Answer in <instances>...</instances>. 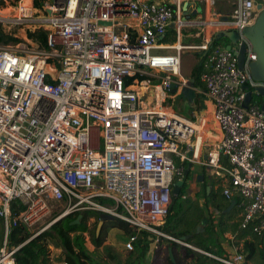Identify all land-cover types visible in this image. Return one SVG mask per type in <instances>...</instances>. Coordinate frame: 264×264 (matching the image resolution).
<instances>
[{
    "label": "built area",
    "instance_id": "1",
    "mask_svg": "<svg viewBox=\"0 0 264 264\" xmlns=\"http://www.w3.org/2000/svg\"><path fill=\"white\" fill-rule=\"evenodd\" d=\"M21 1L13 23L46 29L49 49L0 46V264H16L17 247L7 245L11 226L23 225L34 237L84 211L128 223L135 230L124 242L128 251L141 231L174 239L159 228L174 181L184 177L173 156L191 162L205 142L198 122L171 114L163 98L159 106L145 104L140 89L159 86L164 96L173 84L189 86L180 76L183 49L202 54L199 82L220 132L199 164L224 180L226 198L240 197V227L264 230V107L255 90L264 81L250 74L256 54L242 33L262 0H229L232 11L221 20L238 33L236 46H246L242 68L233 51L212 39L162 43L171 22L180 37L182 5L197 0H45L50 14L43 17L32 15L34 0L29 7ZM218 259L242 264L243 256L235 249Z\"/></svg>",
    "mask_w": 264,
    "mask_h": 264
},
{
    "label": "trees",
    "instance_id": "2",
    "mask_svg": "<svg viewBox=\"0 0 264 264\" xmlns=\"http://www.w3.org/2000/svg\"><path fill=\"white\" fill-rule=\"evenodd\" d=\"M44 1L45 0H34V6H40L41 11L46 14L44 8L41 7ZM0 2L3 1L0 0ZM17 2L18 0L12 1L14 6L17 5ZM20 25L21 24H13L12 28L7 29L3 23L0 22V41H2L3 37L16 36L19 28H21ZM25 33L27 40L31 43L44 50L49 49L47 45V31L45 29H26ZM202 40L199 34V38H197L195 42L200 43ZM161 41L166 44L175 42V27L168 26ZM228 42V38L222 33H217L212 38V44L215 46H226ZM48 61L51 62V58H48ZM200 70L201 65L196 66L193 72L197 81L199 79ZM137 78L143 79L144 75L138 74ZM131 81L132 78L125 79L126 83H131ZM159 81L158 79H154L153 83L158 84ZM188 162L187 160L181 162L177 158L175 161L177 165L182 164L184 166V171L186 169L188 170V174L183 177L185 180L184 185L180 188L177 195L181 196V200H184L183 196L186 195V181L187 178L190 177ZM214 179V184H217L219 187V192H215L211 188L208 189L204 184L200 191L195 193L194 200H190L187 207L183 210L178 208L174 213H172V208L175 196L173 194L171 195L168 219L161 230L174 239H179L181 236L190 234V237L185 242L192 245L195 249L181 245L165 237H159L156 244L158 247L157 250H155L157 256L155 261L156 264H159V262L162 264H223L218 258L230 257V253L223 245L224 233L226 231L236 234L234 241L232 243L229 242L232 247H237V251L242 254V264H264V230L260 234H257L251 230L250 226L245 229L240 227V222L242 220V213L241 216L239 214L240 210L242 212V209L238 207L240 197L233 195L230 198L238 202L237 209L231 208L225 211V208H227L229 204L228 200H230L226 198L222 192L226 183L221 177L215 176ZM201 191L203 193L202 197L205 198V201L202 203L198 200V197L201 196ZM202 205H204L205 210L202 208ZM205 205H208V207ZM210 205L214 207L213 210H211ZM214 210L217 211V214L214 213ZM11 211L13 214L18 211L14 202L11 204ZM89 215L93 216L94 214H83L80 223ZM236 216H238V220L234 221ZM96 217L98 218V216ZM75 218L74 216L71 219ZM71 225L74 226V224H70L63 227L58 221L34 237H31L32 233L23 225L11 226L7 235V245L12 248L17 247L14 252L16 264H62L63 262L67 264H105L104 258L96 255L94 250L87 246V242L82 234L70 235L69 230L72 227ZM111 227H116L127 235L134 233L135 230L128 223L116 218L103 223L99 234L95 235L94 243L96 247H104L109 253L110 258L114 259L115 256H113V254L110 253V249L105 246L106 233ZM198 227H202L204 230L197 232ZM147 236L151 235L145 231L139 232L136 244H141V241H144ZM2 239L3 224L0 218V242ZM149 239V241H154L155 237L152 235ZM50 246L55 250H59V252L55 254L51 253ZM169 247L172 250L173 260L167 254V249ZM133 251L134 250L130 253H133Z\"/></svg>",
    "mask_w": 264,
    "mask_h": 264
},
{
    "label": "crops",
    "instance_id": "3",
    "mask_svg": "<svg viewBox=\"0 0 264 264\" xmlns=\"http://www.w3.org/2000/svg\"><path fill=\"white\" fill-rule=\"evenodd\" d=\"M197 2L200 4L203 3L202 15L198 14V13H196V15H194V16L192 15V11L195 9V7L193 6V2H190V4H189L190 17L185 18V16L182 14V17L186 21V24H184L182 26V28L180 30V37H176V41L171 43L172 45L173 44L177 45L178 43H180V44L197 43V42H195V40L197 38H199V34H200L202 39H209L210 40L217 34V32L226 29L225 25L223 23H221V20H224L225 18H227V16L231 13L232 8H233V3L231 1H229V0H200V1H198L197 0ZM21 5L25 6V7H27V6L29 7V6H31V3L28 0H23V1H21ZM125 21L127 23L133 22V21H129V20H125ZM172 23L174 24L173 27H175V23L171 22L170 24H172ZM170 24H169V26H170ZM175 29H176V27H175ZM163 44H166V43H163ZM168 51H171V50H168ZM184 52H186V54H184V60L187 62L188 66L190 68V71L192 70V66L194 69L196 66L200 65L201 60H202V54L199 50L183 49L181 51V53L183 54ZM182 54H181V56H182ZM191 72H192L191 78L195 79V77L193 75V71H191ZM181 73H182V68H180V74ZM180 76L183 77L182 74ZM190 79H188V80H190ZM198 81H199V79H198ZM198 81L195 79V85L191 88L194 91V95L191 98L190 102L195 103V107L196 106L198 107V109H197L198 113L201 115V119L199 120V122L197 124L198 127L196 126V128H198L200 134H203L202 139H203V142H205V143H204V145L201 144V146H199V148L196 149V151L194 152V159L190 163H193L196 165H199V161L206 158V153H207V149H208L207 145H210V144L217 142L220 138L219 127L213 119V102L209 98V96H207V94L205 93V90L201 86L200 82L198 83ZM141 92L146 94L147 88H145V87L142 88ZM155 95H156L155 96L156 105L159 106L160 100L162 98V93H161L159 86L155 87ZM144 103L146 104L145 101H144ZM170 111L173 112V114H175V112L172 109H170ZM190 123L195 125V123L193 121H190ZM202 170H203V172H202ZM205 170L208 171L207 168L203 167V169H201L200 166H194L190 169V174L192 173V177H194L195 181L201 183L200 188H198L193 183L188 184L189 187L186 189V191H187L186 195L188 197H191L192 200H194V198H195V193L200 191V189L203 187L204 184H205V186L208 187V189L211 188L213 191L219 192V187L217 186V184H214V182H215L214 176L211 173H209V171L207 174V172H205ZM198 200H200L202 203L205 201V198L200 196V197H198ZM228 201H229V204H228V207L225 208V211H228L231 208L237 209L239 207V206L237 207L238 202H236V200L230 199ZM210 208H211V210L214 209V207L211 205H210ZM214 213L217 214V211L214 210ZM241 213L242 212L240 210V213H239L240 216H241ZM167 219H168V217H167ZM237 220H238V216H236L234 218V221H237ZM166 222H167V220H165V222L159 227L160 230L166 224ZM203 230H204V228L200 227V229L197 232L203 231ZM117 232H118V236H119V238H118L119 241H116L114 243H109L110 246H107L111 250V252H112L111 254H113V256H115V258L111 259V261H110L112 264H156L155 261L157 259V256L155 254L156 253L155 250H157V247H158L156 245L158 240L154 239V241L153 240L149 241L150 240L149 238H151V236L154 233L145 231L148 234H150L151 236H147L146 239H144V241H141L142 242L141 244H135V246H134L135 249H134L133 253H130L131 251H128L124 248V242L126 241L127 237L124 239V242H123V240L121 241L122 233L124 234V232L122 230L116 228V227H111L108 229V231L106 233L107 235H106L105 241H109V236L111 234H117ZM119 233H121V234L119 235ZM232 234L233 233H231L230 231H226L224 233L225 237L223 240L224 248L230 253V256L235 252V249H237V247H232V245L230 244V242L232 243L234 241V238L236 235L235 233L233 235ZM154 235L170 239L167 236L158 235V234H154ZM170 240H173V239H170ZM173 241H176V240H173ZM176 242H178V241H176ZM178 243L181 245L187 246V247L191 246L190 248H194L192 245L188 246V245L182 244L181 242H178ZM51 248L54 249L53 247H51ZM168 249H167V254L169 255ZM143 254H145V256L143 257V262L139 263V257ZM169 257H170V255H169ZM53 264H61V263H53ZM105 264H106V261H105ZM159 264H162V263L159 262Z\"/></svg>",
    "mask_w": 264,
    "mask_h": 264
},
{
    "label": "rangeland",
    "instance_id": "4",
    "mask_svg": "<svg viewBox=\"0 0 264 264\" xmlns=\"http://www.w3.org/2000/svg\"><path fill=\"white\" fill-rule=\"evenodd\" d=\"M2 1L3 2H0V17L8 19L6 21L2 20L3 21L2 23L7 29H10V28H12V25H13V19L19 15L18 2H17V5L14 6L12 3L13 0H2ZM43 5H44V3L42 4L41 7H43ZM202 5H203V3L202 4L198 3V6H199L198 14H201V15H202ZM44 10L46 11V9H44ZM32 15L35 17H43V16H47L48 13L46 12V14H44L41 11L40 6H34L32 9ZM20 26H21V28H19L18 32L16 33V36H14V37H3L2 41H0V46L13 45V46L18 47V46H20L21 42L29 45L31 43L26 38L25 30L26 29L32 30L35 28H42L38 24H30V25L23 24ZM42 29H44V28H42ZM224 30H228V29H224ZM225 41H223V42H225ZM184 54H186V52H184L181 56V68H182L181 74L184 78L190 79L192 77L191 71L194 72L195 68L193 69V66H192V70L190 71V68H189L187 62L184 60ZM175 87H176V92H171V91L169 92L166 90L164 91L163 106L166 109H172L175 113H178L179 115L189 119L190 121L199 122V120L201 119V115L198 113V110H197L198 107L197 106L195 107L194 102H193L194 104L190 102L191 97L188 98V97L183 96V93L181 91L182 86H179V87L175 86ZM141 89H140V92H141ZM154 89L155 88H153V87L150 88V91H148L147 96H145V101L147 102V104L149 102H153V101L156 102ZM141 99H142V97H141ZM257 100L260 104L262 103L261 97H258ZM173 158L176 161L177 157L173 156ZM194 166H200L201 169H203V167H204L203 165H200V164L196 165V164L188 162V168L189 169H191ZM204 168H206V167H204ZM208 171H209V173H211L210 169H208ZM208 171L205 170V172H207V174H208ZM202 172H203V170H202ZM190 183L195 184L198 188L201 187V183L195 181L194 177H192V173L190 174V177L187 178V181H186L187 188L189 187L188 184H190ZM202 195H203V193L201 191V196ZM183 198H184V200H181V196H177V195L175 196L174 202H173V208H172L173 212L172 213H174L178 208L183 210L185 207H187L189 205L190 200H192L191 197H188L186 195H184ZM187 200H189V201H187ZM205 206L208 207V205H205ZM202 208L205 210L204 205H202ZM80 213L81 214L82 213L83 214H87V213L91 214L92 213L94 215L93 216L89 215L87 218L84 219V221L82 223L74 224V226L71 225L72 227L69 230L70 235H74V234H78V233L82 234L84 236L86 242H87V246L90 249L94 250L96 255L103 257L104 260L106 261V264H112L110 262L111 258L109 256V253L104 249V247H96L95 243H94V238H95L97 226H98V218L96 217V216H98L97 212H94V211L79 212L77 214H73V215H70L68 217H65L64 219L60 220L59 222L63 227H66L67 225L71 224L72 220H74L71 218H73L74 216L76 217ZM167 217L168 216L166 215L165 220H167ZM120 234L121 233H119V235ZM153 236L155 237V239L158 240L159 236L154 235V234H153ZM126 237H127V234L122 233L121 241L123 240V242H124V239ZM118 238H119L118 232H117V234H111L109 236V241H105V245L110 246L109 243H114L116 241H119ZM49 248L51 250V253L55 254V253L59 252V250L52 249L51 247H49ZM110 253H112L111 250H110ZM144 256H145V254H143L139 257V263L143 262Z\"/></svg>",
    "mask_w": 264,
    "mask_h": 264
},
{
    "label": "water",
    "instance_id": "5",
    "mask_svg": "<svg viewBox=\"0 0 264 264\" xmlns=\"http://www.w3.org/2000/svg\"><path fill=\"white\" fill-rule=\"evenodd\" d=\"M57 1V0H55ZM59 1H63V0H59ZM193 2V6L195 7V9L192 11V15H196V13H198L199 10V6H198V2L197 1H191ZM189 1H185L182 5V14L186 17H190L189 14ZM256 8L259 10V14L256 17L254 23L248 27H246L242 33L243 35L250 41L251 45H252V49L254 51V53L256 54V59L254 61H252L249 64V70H250V74L252 76L253 79L255 80H259V81H264V0H262V2L258 3ZM46 12L48 13V15L50 14V10L46 9ZM103 24H109V22H100ZM170 26H174V24H170ZM217 33H222L224 34L229 42L226 44V48L233 51L236 54L237 57V64L239 68L243 67V62L245 59V50H246V46L244 43L237 45V39H238V33L235 30L232 29H228V30H221ZM188 85L190 86H194L195 85V79L191 78L190 80L187 81ZM175 86H180L179 84H173L172 88H171V92H176V87ZM189 86H182L181 87V91L183 93V96L185 97H193L194 95V91L189 87ZM200 89V88H199ZM258 92V95L261 96L263 98L262 102H263V107H264V87H257L255 89ZM251 99V92H247L246 97H245V104H248V102ZM188 174V170L186 169L184 171V176H186ZM185 180L182 178L177 179L174 184H173V188H172V194L173 195H178L180 188L184 185ZM83 215L80 213L76 216V218L74 220L71 221V224H79L80 221L82 220ZM108 220H114V217L106 214V213H99L98 214V226H97V231H96V235L99 234L101 227L103 225L104 222L108 221ZM200 229V227L197 228V231ZM190 234L181 236L178 240L185 242L188 238H189ZM174 240V239H173ZM169 251V255L171 257V259H173V255H172V250L171 248L168 249Z\"/></svg>",
    "mask_w": 264,
    "mask_h": 264
},
{
    "label": "bare ground",
    "instance_id": "6",
    "mask_svg": "<svg viewBox=\"0 0 264 264\" xmlns=\"http://www.w3.org/2000/svg\"><path fill=\"white\" fill-rule=\"evenodd\" d=\"M183 75H184V74H183ZM185 79H186V78H185ZM144 87L147 88V93H146V94L143 93V94H144V96H147L148 91H150V89H149L148 86H143L142 88H144ZM159 88H160V87H159ZM141 90H142V89H141ZM160 90H161V88H160ZM154 93H155V89H154ZM161 93H162V98H163V92H162V90H161ZM155 96H156V95H155ZM162 98H161L160 102L162 101ZM145 102H146V101H145ZM146 104H147V102H146ZM164 109H165V108H164ZM168 111H170V109H168ZM170 113L173 114V112H171V111H170ZM196 154H197V153H196Z\"/></svg>",
    "mask_w": 264,
    "mask_h": 264
}]
</instances>
